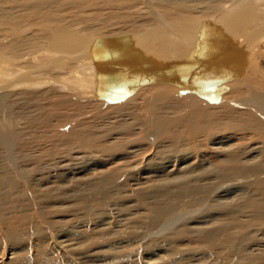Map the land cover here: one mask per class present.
I'll use <instances>...</instances> for the list:
<instances>
[{
    "label": "bare ground",
    "instance_id": "6f19581e",
    "mask_svg": "<svg viewBox=\"0 0 264 264\" xmlns=\"http://www.w3.org/2000/svg\"><path fill=\"white\" fill-rule=\"evenodd\" d=\"M238 1L240 0H235V3L239 5ZM249 1L241 0L239 8L244 11V15L248 12V19L254 20L257 5L252 0ZM218 2L219 0H0V25L3 26V29L0 28V212H3L1 199H9L11 194L8 188L16 184V178L38 180L42 175L52 177L62 173L70 179L75 174L84 172L80 171L81 166L82 169L84 167L81 163V166H75L81 158L89 163L96 157L100 160L107 158L99 165L104 166L106 162L114 164L116 161L132 158V154H137L138 151L142 154V150L147 151L149 147L152 148L151 152L144 160L148 167H141V170L138 168L134 174L153 180L155 173L157 177L154 180L158 178L160 181L153 186L158 199H161L153 208L155 218L151 225L162 222L167 226L181 215L190 214L193 208H201L207 204L205 199L197 198L201 206H194L197 202L194 195L203 194L201 187L196 185L193 189L192 186L193 190L190 191L183 186L169 185L163 180L185 173L183 169L187 165L197 159L202 161L203 156L208 153L227 155L234 164L232 173L236 177L240 173L245 178H262L264 161L259 162L255 168L244 166L245 162H238L241 158L237 149L239 143H234L243 132L245 134L241 140L251 138L247 136L249 132L252 137L264 133V74L257 67L258 56L255 57V51L259 52L264 48V19L255 16L257 19L252 22H257V26L252 40L248 38L246 45L245 37L239 33V29L237 33L229 27L231 23H226L231 20L223 19L226 21L223 22L220 17L211 14ZM240 22L241 20L239 24L246 26ZM118 25L135 35L126 33L97 36L99 33L92 32L102 27L108 29ZM224 54L232 63L233 69L230 79L217 87L215 99L202 96L194 87L170 81L183 74L191 75L194 71L189 68L198 61L207 68L214 69L212 64H217L211 61ZM149 69L152 70L149 73L150 79L133 88L129 82L147 79ZM61 85L76 90V99L66 92L57 96L59 91H63L58 89ZM112 85L123 89L122 98H109V88ZM174 89L177 95L173 92ZM64 91L73 94L72 91ZM99 100L105 102L111 110H99L98 104L103 105ZM188 100L189 104L182 102ZM201 103L222 108V112L215 115L207 108H199ZM182 105L187 112L178 119L176 115ZM57 117L64 124L60 130L53 123ZM91 117L102 118L105 124L101 127H106L102 129L94 124L89 125L92 123ZM65 122L70 124L66 126ZM45 128L55 133L56 141H62L67 148L72 147L68 150L70 153L58 154L56 159L54 157L51 162H45L46 165H43L44 160L41 162L38 154L35 155L38 149L34 158H26V155L19 157L17 146L29 145L34 131ZM186 130H191L188 137L184 136ZM206 131L210 133L213 143H206L203 148L202 144L206 140L200 138L203 137L201 133ZM48 134L47 137H50V133ZM42 136L46 138L45 135ZM50 139L49 142L52 141ZM48 140L45 141L48 143ZM263 140L257 141L249 151H261ZM40 145L38 147L42 148ZM48 145L44 148L49 149ZM58 145L60 146L59 143ZM146 145L149 147L146 148ZM43 155L46 156L45 153ZM258 155L252 157H259ZM46 157L49 159V155ZM201 165L202 163L191 168L189 166L187 173L202 169ZM111 171L94 178L96 183L93 185L106 182L112 176ZM79 175L78 177L83 178ZM163 175L166 176L161 177ZM32 185L30 184L31 187ZM73 187L79 193H83L82 190L85 189L78 185ZM173 199H177V202L173 203ZM20 264L30 263L24 260Z\"/></svg>",
    "mask_w": 264,
    "mask_h": 264
},
{
    "label": "rangeland",
    "instance_id": "374dc122",
    "mask_svg": "<svg viewBox=\"0 0 264 264\" xmlns=\"http://www.w3.org/2000/svg\"><path fill=\"white\" fill-rule=\"evenodd\" d=\"M253 1L252 3L257 5L254 13L257 12V14L253 16L254 20L248 19V12L246 11L244 15V11L242 12V9L239 8L242 4L241 0L238 1L240 2L239 5L235 3V0H219L218 5L220 6L216 5L214 9L216 11H211V14L220 17L219 19L223 22L231 20V22L226 23H231V25L228 24L229 27H232L237 33L239 29V33L245 37V44H248L247 39L252 40V34L257 26V22L252 21L260 16L261 20L264 19V0ZM238 19L241 20L240 23L248 26L239 24L240 20ZM233 27H236L237 30ZM0 28L3 29V26ZM92 32L99 33L97 36L126 33L135 35L119 25L108 29L102 27ZM255 57H257V67L264 74V48L259 52L255 51ZM58 89H63V91H59L57 96L66 92L76 99L75 93H78L76 90H70L66 85H61ZM64 90L72 91L73 94ZM173 92L177 95L175 89ZM182 102L189 104L190 100ZM218 105L221 106L222 104ZM97 107L99 110H111L105 102L103 105L98 104ZM199 108H207L215 115L222 112V108L209 107L205 103H201ZM186 112L187 109L182 105L180 112L176 115L177 118L180 119ZM91 121L92 123L89 125L94 124V126L102 129L106 127H101L105 124L102 118L91 117ZM53 123L59 130L64 126L63 121L59 120L58 117L53 120ZM65 124L67 126L70 123L65 122ZM46 129L44 130H48L49 132H47L50 133L49 138L47 132V134H43L44 130L34 131V136H30L31 143L29 145L17 146L19 157L26 155V158L31 156L34 158L38 154L41 162L44 160L43 165H46L47 161L50 160L51 162L54 157L56 159L58 154L60 156L63 153L65 155L70 153L68 150L72 147L67 148L62 141H56L55 133L50 131L51 129ZM190 132L191 130H186L184 136L188 137ZM41 134L45 135L46 138ZM244 134L245 132L239 135L238 141L234 143V145L239 143L237 149H239L238 154L240 153L241 158L238 162H245L244 166L255 168L259 162L264 161V142L261 151H259L261 153L249 151V149L254 147L257 141L264 139V133L252 137V133L249 132L247 136L251 138L241 140ZM209 135L210 133L208 134L207 131L201 133L203 137L200 140H206L202 144L203 148L206 143L209 145L213 143ZM35 137L36 139L39 137L40 140L43 138L44 141L51 138L52 141L50 143L48 140L50 144L48 145L46 141L43 143V140L40 142L38 139L39 142H37ZM36 142L38 146L42 143L40 146L43 147H38ZM47 145L50 146L49 149L44 148H47ZM29 146L32 147L29 148ZM148 147L146 145V148ZM40 148L42 150H39ZM36 149L38 151L35 153ZM150 149L152 148L149 147L146 149L147 151L143 149L142 154L138 151L137 154H132V156L134 155L132 158L116 161L114 164L106 162L104 166L99 165L105 162L107 158L100 160L96 157L90 163L82 158L80 161L76 159L79 162L75 166H81V164L84 166L83 169L81 166L82 170L80 169V171L84 170V172H80L83 178L78 177L79 174H75L69 179L62 173L52 177L42 175L41 180L39 178L38 180L24 179L23 177V180H30V182L28 181L29 184L27 181L16 178V184L11 185L10 189L8 188L9 194H11L9 199H1L3 212H0V264H20L24 260L30 264L39 262L41 264H264V176L262 178L256 176L258 177L257 180L256 177L245 178L238 173L239 177H236L232 173L234 164L227 155L218 152L213 153V155L208 153L203 156L202 161L197 159L189 165L190 167L187 165L183 169L185 173L181 172L176 177L172 176L171 179L163 180L169 185L183 186L190 191L194 187L196 188V185L201 187L200 190L203 194L194 195L193 198L197 201L194 206H201L198 204L201 199H205L207 204L201 208H193L190 214L181 215L167 226L163 225L162 222L151 225L152 219L155 218L153 208L161 199H158L153 186L160 181L158 178V180H154L157 177L155 173H153V180L151 178L150 180H148L149 178L145 179L144 175L139 177L134 174L139 169L148 167L144 160L151 152ZM52 150L56 153L53 154ZM79 151L81 150L79 149ZM43 153L46 156L49 155V159ZM254 155L259 157L253 158ZM260 155L263 157L260 158ZM246 159L247 161H245ZM153 162L155 163L156 160ZM79 163L81 164L79 165ZM200 163L203 165L202 169H198L194 173H187L189 168L200 165ZM108 170H112L111 178L107 179L106 182L101 181L98 186L93 185L96 183L94 178L101 177L102 174H109ZM202 170L203 172H201ZM197 171L198 173H196ZM113 176L114 178H112ZM164 176L166 175L161 177ZM30 184H33L32 187ZM72 185H78L87 190L85 192V189L82 190L84 193L82 196L83 193L75 192ZM136 186L140 190L136 189ZM210 187L211 189H209ZM172 202L176 203L177 199H173ZM213 231L217 233L214 234Z\"/></svg>",
    "mask_w": 264,
    "mask_h": 264
},
{
    "label": "water",
    "instance_id": "95a60500",
    "mask_svg": "<svg viewBox=\"0 0 264 264\" xmlns=\"http://www.w3.org/2000/svg\"><path fill=\"white\" fill-rule=\"evenodd\" d=\"M212 62H216L215 64H217L216 65L217 67L214 66V64H212L211 67H213L214 69L212 68L209 69L205 66V64H201V62L198 61L197 63H195V66L192 65L189 68L191 71H194L191 75L183 74L182 76L176 79L171 78L170 81H174L186 87H194L200 92L202 96H205L210 99H215L216 98L215 91L217 87L223 81L230 79L229 77L231 75V70L233 69V65L229 61V59L226 58L225 54L218 56L213 61H211V63ZM152 66L154 67V65ZM151 71H152L151 69L148 70L149 77H147V79L141 80V82H129L130 85L134 88L140 85V83L147 81L151 77L149 75ZM109 89H110L109 92L110 99L117 100L123 97V95L121 94L123 92L122 88H116L115 86L112 85L110 86Z\"/></svg>",
    "mask_w": 264,
    "mask_h": 264
}]
</instances>
